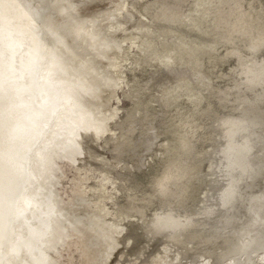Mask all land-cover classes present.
I'll return each instance as SVG.
<instances>
[{"label":"rangeland","instance_id":"374dc122","mask_svg":"<svg viewBox=\"0 0 264 264\" xmlns=\"http://www.w3.org/2000/svg\"><path fill=\"white\" fill-rule=\"evenodd\" d=\"M5 1L8 14L33 11L44 19L39 84L52 78L71 93L53 118L70 125L56 131L48 123L39 157V150L32 154L16 217L9 219L4 264H264V246L255 244L264 239V72L255 81L247 74L264 64V40L249 48L264 34V0L223 1L224 25L250 31L231 30L229 42L213 16L196 23L206 0ZM58 3L66 6L61 14ZM164 8L174 21L163 19ZM67 20L68 35L55 43L52 32ZM52 46L63 56L73 50L62 63L65 73L49 71ZM177 113L195 119L182 159L193 167L190 209L203 208L180 216V228L159 232L156 213L182 208L176 195L151 196L143 217L129 207L145 205L175 130L189 128L178 127ZM226 119L237 122L236 139L247 148L237 169L242 196L223 207L218 195L226 178L214 160L227 140ZM243 244L249 246L238 249Z\"/></svg>","mask_w":264,"mask_h":264},{"label":"bare ground","instance_id":"6f19581e","mask_svg":"<svg viewBox=\"0 0 264 264\" xmlns=\"http://www.w3.org/2000/svg\"><path fill=\"white\" fill-rule=\"evenodd\" d=\"M223 1L225 0H206L205 4L201 5L199 8L200 16L198 19H195L196 23L198 25H203L208 17L213 16L214 28L218 29V31L224 30L223 32L225 35L223 39L227 42L231 40L229 36H231L230 33H232V31L245 35L250 34L248 29H240V26L243 24L227 23L224 25V18L222 16ZM6 3L7 2L4 0L2 9H0V264H4L5 262L3 246L10 243L9 234L10 223L12 221L9 219L16 213V204L23 191V183L30 177L28 170L31 165L32 154L39 150L37 153L39 157L41 150L38 149V147L42 142H39L40 136L46 131L48 123L51 121L53 123L55 122L56 131L59 130L60 126L66 127L70 125L59 123V118L53 121V118L61 100L64 99L68 101V94L71 93L70 90L64 91L58 89L56 85L59 82H56L52 78L46 79L42 85L39 84V70L44 60V48L42 43L46 31L40 33L38 23L43 22L44 19H37L38 15L33 11L21 12V10L16 11L15 9L16 12L8 14L5 10L7 7ZM55 7L59 14L66 10V6L63 3H58ZM171 10L164 8L166 13H164L163 19L174 21L176 16ZM24 20H28L30 25L25 24L23 22ZM71 23L72 20L64 21L59 26V33L52 32V39L55 43L57 40H62L63 37L68 35L70 30L69 25ZM263 40L264 34L258 32L257 37L251 39L249 48L253 49V47L260 44ZM51 50L52 54L48 56L49 71L56 74L65 73L66 70L62 68V63L64 60H69L73 50L70 49L66 56H63V53L58 49H54L53 46ZM228 52H234V50ZM262 72H264V64H262L258 70H248V81H255ZM61 94H66V96L60 97ZM176 116H178V127L189 126V128L187 130H175L177 136L173 137L174 146L172 152L169 153L167 159L164 158L165 161L163 162L162 169L151 181L150 186L152 190L145 193L148 196L144 198L145 205L133 204L129 207L130 210H134L140 217H143L145 215L146 204L151 201V196L159 195L163 198L168 194L176 195L175 198H177V203L181 204L182 208H179L177 212L168 209L164 213L161 211L156 213L153 227L159 232L168 228H180L183 224L179 218L180 216H186L187 214L194 215L203 208L201 207L197 211H192L190 209L189 203L192 199V193L195 191L194 184L191 181L193 167L182 159L184 153L190 148L189 137L196 127L194 123L195 119H192L191 116L186 113H177ZM224 122L226 124L225 133L227 140L220 144L216 152L218 159L216 158V160H214L215 169L219 170L218 172L222 173L226 178H224L226 184L219 189L218 195L220 200L219 203L223 207L235 201L238 196H242L238 184L237 169L239 167V162L244 159V151L247 148V145L243 141L236 139V133L239 130L237 122L232 119H226ZM62 132L69 133V130L63 129ZM123 138V140L126 141L123 144H128L127 138L124 136ZM47 144H45V146ZM36 146L37 148H35ZM219 173L218 175H220ZM219 179H221L220 176ZM47 197L50 199V196ZM241 199L243 198L241 197ZM209 201L210 198L207 199L203 206H207L210 203ZM25 203L29 205V201L25 200ZM45 204L49 207L51 205L50 201ZM49 214L50 213H48V215ZM32 231L33 235L39 233H37L35 229ZM39 235H41V231L38 236ZM174 238L177 239L176 236ZM32 240L31 238L30 241ZM255 244L264 246V239ZM247 246L249 245L243 244V246L238 247V249H244ZM15 248L16 247H13V249ZM38 261H41L40 257L34 260V262Z\"/></svg>","mask_w":264,"mask_h":264}]
</instances>
